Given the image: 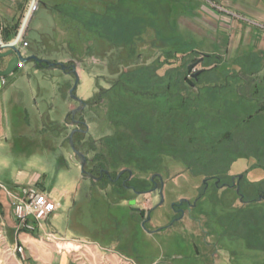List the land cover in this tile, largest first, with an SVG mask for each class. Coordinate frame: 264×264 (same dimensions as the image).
Segmentation results:
<instances>
[{"label":"rangeland","instance_id":"rangeland-1","mask_svg":"<svg viewBox=\"0 0 264 264\" xmlns=\"http://www.w3.org/2000/svg\"><path fill=\"white\" fill-rule=\"evenodd\" d=\"M44 1L25 40L40 44L39 57L78 65L75 94L86 102L78 115L89 130L73 139L95 176H83L69 141L74 76L22 63L2 90L1 141L15 170L39 172V187L60 204L44 226L117 245L138 264H264V58L256 48L134 30L130 0ZM86 7L100 16L85 17ZM123 169L133 175L117 178ZM157 174L162 193L150 192ZM131 199L153 210L145 226Z\"/></svg>","mask_w":264,"mask_h":264},{"label":"crops","instance_id":"crops-1","mask_svg":"<svg viewBox=\"0 0 264 264\" xmlns=\"http://www.w3.org/2000/svg\"><path fill=\"white\" fill-rule=\"evenodd\" d=\"M39 1L40 7L46 5L44 0ZM31 2L32 0H0V44L15 39ZM128 10V22L138 26L134 27V30H175L184 32V35L182 33L179 35L187 41L190 37L186 34L190 33L208 39L217 46L254 47L264 58V0H130ZM84 11H86L85 17L88 13L91 16H100L97 10L88 11L86 7ZM87 20L85 19L86 25ZM39 33V42H42L41 39L45 33L41 31ZM26 34L27 32L24 33V37L27 39ZM37 49L32 48L30 42V45L22 49V52L30 55L35 54ZM66 60L71 58L63 61ZM7 61L8 59L2 60L3 66H6ZM76 66L78 68V65ZM2 90L0 91V183L10 190L37 186L53 200V191L46 193L39 187L41 178L39 172L26 169L15 170L16 165L13 161L16 157L8 154V146L1 141L3 135L1 123L4 119L1 106L4 95ZM72 107L73 104L69 102L66 112L69 113ZM11 167V174L7 177L3 175V172ZM16 224L11 200L4 191L0 190V264H78L73 255L62 247V244H57L47 237L50 232L57 235L58 233L45 227L42 221L34 231H19ZM58 236L87 240L112 250L113 252L108 253V256L114 264H122L119 261L120 256L130 258L138 264L129 255V250L119 248L117 245L106 246L85 237ZM18 246H23L25 259L16 250ZM97 261H99L98 258ZM163 264L168 263L164 261Z\"/></svg>","mask_w":264,"mask_h":264},{"label":"built area","instance_id":"built-area-1","mask_svg":"<svg viewBox=\"0 0 264 264\" xmlns=\"http://www.w3.org/2000/svg\"><path fill=\"white\" fill-rule=\"evenodd\" d=\"M39 6L40 1L37 0L32 7L31 17L38 11ZM20 45L22 48L29 45L28 41L25 40L24 34ZM21 65L22 62L19 63V66ZM7 82V77L0 75V91L7 85ZM0 190L4 191L11 200L17 222L16 226L19 231H34L37 225L54 213L60 205L50 199L47 194L40 191L36 186H25L18 190H10L4 184L0 183ZM47 237L57 244H62V247L73 255L78 264H114L108 256V253L113 251L108 248L87 240L61 237L52 232L48 233ZM67 244H70V246H66ZM16 250L25 259L23 246H18ZM97 258L99 261H97ZM119 261L122 264H135L133 260L123 256L119 257Z\"/></svg>","mask_w":264,"mask_h":264},{"label":"water","instance_id":"water-1","mask_svg":"<svg viewBox=\"0 0 264 264\" xmlns=\"http://www.w3.org/2000/svg\"><path fill=\"white\" fill-rule=\"evenodd\" d=\"M37 0H32L31 5L23 19V22L18 30V33L15 37L14 40L7 42V43H1L0 44V75L1 76H7L11 73H13L15 71L16 68L19 67V63H26V62H30V61H35L37 64L40 65H47L48 68H61L66 74L72 75L75 78L74 84L72 86V88L69 90L70 96L71 98H73L74 100H76L79 105L75 108H73L66 117L71 116L72 117V122L70 123V125L72 126H78L79 124L84 125L85 129L82 128H74L72 130V132L69 135V141L72 145L73 151L75 152V154L78 156L79 160H80V167H81V171L83 173L84 177H95L94 174L92 172H89L87 170V165H88V158L86 156L85 153H83L82 151H80L74 142V135L76 133L79 132H83L86 133L89 130V126L86 122V120H80V119H75V116L78 114V112L82 111L85 107H86V102L84 100H82L81 98H79L76 94L75 91L78 87V83L80 80V76H79V72L77 69V66L75 64L70 65L67 63H63V62H53L50 61L46 58L43 57H39L37 54H30L25 56V54H23L22 52V47L20 45V41L22 39V36L25 32V29L28 25V22L31 18V12H32V7L33 5L36 3ZM3 59H8L6 66H3L2 64V60ZM199 61L194 62L193 64H191L188 67L189 72H192V70L197 66ZM203 70H198L197 72L193 73L192 76L194 78H197ZM128 172L129 173V177H131L133 175V171L131 169H123L122 171L119 172L117 178H119L123 173ZM106 174H109V170H105ZM102 176V175H101ZM242 175H239V178H241ZM154 178V176L152 177V179ZM239 187V185H238ZM161 189V193H162ZM154 189H151L150 192H153ZM239 191V188H238ZM137 194H142V192L140 191H136ZM184 200H182V202L180 204L183 203ZM137 204V199H131L129 200V205L131 206L132 210L140 212L142 217H147L143 222L142 225L145 226L147 222H149L151 220V212L147 211L139 206H136Z\"/></svg>","mask_w":264,"mask_h":264},{"label":"flooded vegetation","instance_id":"flooded-vegetation-1","mask_svg":"<svg viewBox=\"0 0 264 264\" xmlns=\"http://www.w3.org/2000/svg\"><path fill=\"white\" fill-rule=\"evenodd\" d=\"M42 66H47V65H42ZM78 105H79V103H78ZM77 107V106H76ZM71 117V116H70ZM71 119H72V117H71ZM75 119H80V120H85L84 119V117H82V116H80V115H76L75 116ZM74 127H76V128H82V129H85V126L84 125H81V124H79L78 126H74ZM79 133H83V132H79ZM100 175H102L101 177L103 178L105 175H106V173H105V169H102L101 170V172H100ZM151 182H152V184H153V187H152V189H154V191H161V189L163 188V180H162V178L159 176V174H157V176H154V178L152 179L151 178ZM217 185H218V183H217ZM239 184H238V181L236 180H234L233 181V183H232V185H229V186H234V187H237ZM128 187H131V186H128ZM175 208V211L176 212H179L181 209V207H174ZM153 210H150V212H152ZM181 212V211H180ZM140 213V212H139ZM141 215V214H140ZM147 217H143V219H142V222L146 219Z\"/></svg>","mask_w":264,"mask_h":264},{"label":"trees","instance_id":"trees-1","mask_svg":"<svg viewBox=\"0 0 264 264\" xmlns=\"http://www.w3.org/2000/svg\"><path fill=\"white\" fill-rule=\"evenodd\" d=\"M184 45V44H183ZM128 175H129V173H128Z\"/></svg>","mask_w":264,"mask_h":264}]
</instances>
